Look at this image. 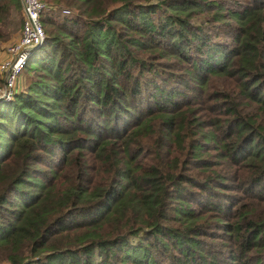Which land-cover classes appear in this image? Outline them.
<instances>
[{
    "label": "trees",
    "instance_id": "trees-1",
    "mask_svg": "<svg viewBox=\"0 0 264 264\" xmlns=\"http://www.w3.org/2000/svg\"><path fill=\"white\" fill-rule=\"evenodd\" d=\"M44 1L0 99V263L264 264V0ZM21 22L0 0V49Z\"/></svg>",
    "mask_w": 264,
    "mask_h": 264
},
{
    "label": "built area",
    "instance_id": "built-area-1",
    "mask_svg": "<svg viewBox=\"0 0 264 264\" xmlns=\"http://www.w3.org/2000/svg\"><path fill=\"white\" fill-rule=\"evenodd\" d=\"M22 22L18 36L8 41L2 48L6 56L0 60V99L9 100L17 91L18 78L32 52L45 39L41 15L49 5L44 0H20ZM69 13V9H62Z\"/></svg>",
    "mask_w": 264,
    "mask_h": 264
},
{
    "label": "rangeland",
    "instance_id": "rangeland-1",
    "mask_svg": "<svg viewBox=\"0 0 264 264\" xmlns=\"http://www.w3.org/2000/svg\"><path fill=\"white\" fill-rule=\"evenodd\" d=\"M19 31H20V25L18 23H15L14 24V32L12 33V35L9 37L8 40H5L4 42H2V48L4 47V45L6 43H8V41H10V40L14 39L16 36H18ZM2 48L0 49V51L2 50ZM22 79H23V77L20 75L19 78H18V82H17V91L19 89H21V87H22ZM24 80H25V77H24ZM14 95H13V97H14ZM0 264H6V263L3 262V263H0Z\"/></svg>",
    "mask_w": 264,
    "mask_h": 264
},
{
    "label": "crops",
    "instance_id": "crops-1",
    "mask_svg": "<svg viewBox=\"0 0 264 264\" xmlns=\"http://www.w3.org/2000/svg\"><path fill=\"white\" fill-rule=\"evenodd\" d=\"M6 56V53L4 52V50L0 51V60L3 59Z\"/></svg>",
    "mask_w": 264,
    "mask_h": 264
}]
</instances>
